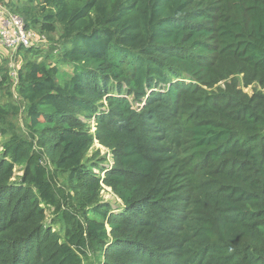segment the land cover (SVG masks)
I'll list each match as a JSON object with an SVG mask.
<instances>
[{"label":"trees","instance_id":"obj_1","mask_svg":"<svg viewBox=\"0 0 264 264\" xmlns=\"http://www.w3.org/2000/svg\"><path fill=\"white\" fill-rule=\"evenodd\" d=\"M34 1L0 0L54 42L0 63V264H264V0Z\"/></svg>","mask_w":264,"mask_h":264},{"label":"rangeland","instance_id":"obj_2","mask_svg":"<svg viewBox=\"0 0 264 264\" xmlns=\"http://www.w3.org/2000/svg\"><path fill=\"white\" fill-rule=\"evenodd\" d=\"M9 2H19L20 3V6L24 5V4H27L29 2V0H9ZM36 4H38V1L35 0L33 5L36 6ZM33 31H35L37 34L41 35L39 33V31L37 29H32ZM60 34H61V30L59 29L54 37L56 39H59L60 37ZM46 36V35H45ZM54 43V42H51L48 38V36H46V41H40V40H34V43L32 46H30L29 48H37L39 50H42L44 51L43 53H45L46 51L50 50V45ZM57 53V51L55 52ZM29 57H34V55H26L24 52H12L11 50H8L4 47H0V63H3L4 60H6L9 64V68L13 71L12 75H15L16 76V71H17V66L20 67L21 64ZM13 64V65H11ZM62 69L63 70H66L68 72H71L72 71V66L71 65H63L62 66ZM10 70V71H11ZM15 87V83H14V86H13V89ZM246 91H249L251 92L252 91V88L251 87H248V88H245ZM14 95H15V91H14ZM16 97V96H15ZM5 97H3L1 94H0V99L3 100ZM7 98V96H6ZM18 122L21 124V125H24L25 122H26V119L24 118L23 115H20V118L18 120ZM91 124H92V130H95V122H94V119L90 120ZM1 140V138H0ZM96 149H100L101 150V155H106L107 156V161H105L103 163V165L105 167H110L112 164H113V158H112V154L109 152V149L100 145L97 141L95 142L94 144V149L91 151V154L93 153L94 150ZM0 150H1V146H0ZM97 171H99L97 169ZM22 174V171L20 169L19 166L16 167L15 169V175H21ZM15 179V178H14ZM102 196H103V199L105 201H110L113 205V208L114 209H117L120 205H122V202L120 201V199L113 193L112 189L111 188H108V187H105L104 190L102 191ZM53 209L52 208L51 210L50 209H46V213H47V216H48V219L50 220L51 217L53 216Z\"/></svg>","mask_w":264,"mask_h":264},{"label":"built area","instance_id":"obj_3","mask_svg":"<svg viewBox=\"0 0 264 264\" xmlns=\"http://www.w3.org/2000/svg\"><path fill=\"white\" fill-rule=\"evenodd\" d=\"M34 40L46 41V36L28 29L20 15L14 13L5 3L0 2V47L15 53L20 47L29 48L32 46ZM12 76L17 78V71L16 76Z\"/></svg>","mask_w":264,"mask_h":264}]
</instances>
